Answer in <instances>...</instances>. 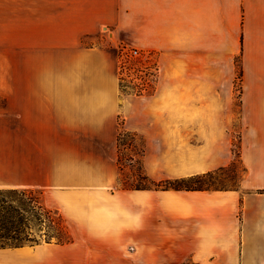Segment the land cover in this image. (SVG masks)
<instances>
[{
    "label": "crops",
    "instance_id": "0c3cea01",
    "mask_svg": "<svg viewBox=\"0 0 264 264\" xmlns=\"http://www.w3.org/2000/svg\"><path fill=\"white\" fill-rule=\"evenodd\" d=\"M33 4L34 44L49 46L39 57L49 63L33 84H0V189L40 192L72 223L73 242L0 248V264H264V0ZM12 8L25 43L26 0H0V13ZM115 39L163 61L153 95L123 100L106 46ZM237 57L240 189H118L117 157L105 142L117 140L120 113L146 140L145 171L155 181L233 161L235 118L218 110L233 108Z\"/></svg>",
    "mask_w": 264,
    "mask_h": 264
},
{
    "label": "rangeland",
    "instance_id": "374dc122",
    "mask_svg": "<svg viewBox=\"0 0 264 264\" xmlns=\"http://www.w3.org/2000/svg\"><path fill=\"white\" fill-rule=\"evenodd\" d=\"M14 8L17 7L15 6ZM26 10V24L25 28H23V33L25 32L26 35L25 43L21 41V43H19L17 39L18 31L22 30V28L17 27V25H19L16 23V18L18 17L17 10L13 12L12 8V11L9 13H0V84H33L35 83L36 73L40 72L42 69H46L49 63L48 61L43 62L39 60L40 54L45 53V50L49 49V46L34 44L35 32L39 30L34 28L35 23L32 18L35 15L33 12V0H26ZM36 10H39V8H36ZM11 24L15 26L7 27ZM7 32H9L10 35L9 38L5 35ZM106 46L111 47L115 54L119 85L123 100L129 104L139 97L153 95L159 86V81L163 74L162 72H164L163 61L159 60L158 56L152 51L144 48H140L143 51L140 57L123 58L121 52L122 48L128 46L137 48L128 40L115 39ZM169 63L170 68H175L177 65V62L171 61ZM225 67H227L226 63L222 62L220 64L219 62V72H222ZM230 67L231 70L233 69L232 72H235V100L233 108L218 110V115L225 117L232 116L235 118L234 124L232 125L234 159L229 165L224 166L227 168L223 170H218L219 168L215 169L218 170L217 174L211 177V183L209 182V184L219 188L240 189L241 182L246 175V167L241 159L243 125L240 119L244 72L238 57L235 59L233 67ZM225 72L229 71L226 70ZM188 114L189 112L187 115ZM169 115H179L178 110L170 109ZM118 127L119 132L117 140L114 142H105L107 153L111 154V152H114L117 157L118 189L127 191L152 189L154 184L145 177L144 155L147 146L146 140L136 131L128 129L125 124L124 113H120L118 116ZM94 143L97 144L96 142ZM62 218L69 230V228L72 227V223L63 215ZM52 243L57 244L55 240ZM47 244L49 243L46 241V236H43L41 245L47 246ZM36 246L37 245L28 247ZM57 250L58 254L62 252L60 249ZM30 256L33 257V254ZM74 256L80 257L77 254H74ZM183 264L194 263L187 261Z\"/></svg>",
    "mask_w": 264,
    "mask_h": 264
},
{
    "label": "trees",
    "instance_id": "16d2710c",
    "mask_svg": "<svg viewBox=\"0 0 264 264\" xmlns=\"http://www.w3.org/2000/svg\"><path fill=\"white\" fill-rule=\"evenodd\" d=\"M218 170L162 181H155L146 173L145 177L152 181L154 190H229L209 184ZM43 236H46L47 243L54 240L61 245L73 242L62 215L44 204L40 192L33 189H0V248L39 245Z\"/></svg>",
    "mask_w": 264,
    "mask_h": 264
},
{
    "label": "built area",
    "instance_id": "2783aa9c",
    "mask_svg": "<svg viewBox=\"0 0 264 264\" xmlns=\"http://www.w3.org/2000/svg\"><path fill=\"white\" fill-rule=\"evenodd\" d=\"M122 57H131V58H136L140 57L143 54V51L140 48H135V47H125L122 48Z\"/></svg>",
    "mask_w": 264,
    "mask_h": 264
},
{
    "label": "bare ground",
    "instance_id": "6f19581e",
    "mask_svg": "<svg viewBox=\"0 0 264 264\" xmlns=\"http://www.w3.org/2000/svg\"><path fill=\"white\" fill-rule=\"evenodd\" d=\"M30 248V250H31V247H26V249H29Z\"/></svg>",
    "mask_w": 264,
    "mask_h": 264
}]
</instances>
